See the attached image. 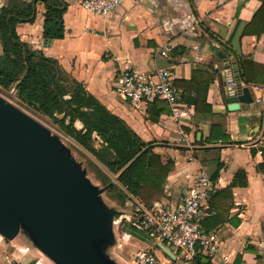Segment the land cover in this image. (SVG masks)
Returning <instances> with one entry per match:
<instances>
[{
    "label": "crops",
    "instance_id": "1",
    "mask_svg": "<svg viewBox=\"0 0 264 264\" xmlns=\"http://www.w3.org/2000/svg\"><path fill=\"white\" fill-rule=\"evenodd\" d=\"M10 1L32 0H0V8ZM62 1L67 5L62 38L45 44L47 8L41 0L36 3L34 21L17 24L20 38L31 48L56 58L65 71L122 117L142 141L151 142L164 164L173 161L163 195L150 207L175 206L201 171L210 176L216 172L210 203L219 212L204 219V228H221V253L228 255L230 264H264V172L260 168L264 161V100L241 102L238 109H229L228 80H236V74L233 65L227 67L218 56L222 52L227 62H236L241 83L249 87L253 98L263 93L252 86L264 83V76L247 83L240 74L238 58L264 65V32L243 33L264 0H124L109 17L84 9L81 0ZM156 69H168L182 90L175 104L161 100L156 106L143 103L136 107L115 91L118 73ZM195 71L207 74L203 78L215 75L207 91L211 111H197L184 99L189 90L181 81L191 80ZM195 87L194 82L192 94ZM156 117L158 120L153 119ZM212 126L214 136L209 138ZM237 174L239 179L231 191H223ZM129 196L134 203L146 206L136 195ZM127 203L130 208L122 216L127 220L122 230L131 244L127 250L136 253L151 248L159 264H225L222 254L201 253L189 261L177 259L171 249L175 256L170 255L160 242L131 224L133 211ZM125 264L136 262L133 259Z\"/></svg>",
    "mask_w": 264,
    "mask_h": 264
},
{
    "label": "trees",
    "instance_id": "2",
    "mask_svg": "<svg viewBox=\"0 0 264 264\" xmlns=\"http://www.w3.org/2000/svg\"><path fill=\"white\" fill-rule=\"evenodd\" d=\"M37 1H10L0 8V86L9 89L15 85L21 101L50 118L112 173L117 174L119 182L150 207L153 200L163 195L164 183L173 161L169 159L164 164L151 142L142 141L122 117L112 112L90 93L82 82L65 71L56 58L47 56L40 49L31 48L20 38L16 26L21 22L34 21ZM41 1L45 2L47 8L43 39L48 45L53 39L64 36L63 15L67 5L62 0ZM263 32L264 1L243 33L260 35ZM183 50L181 47L180 51ZM238 64L240 74L247 83L264 76L263 64L242 56L238 58ZM206 75L195 71L191 80L181 81L189 90L184 99L194 105L197 111L212 110L211 105L207 103V91L215 75L211 73L209 77L203 78ZM194 82L196 87L195 93L192 94ZM159 101L161 100L151 105L156 106ZM153 119L158 120V117ZM76 121H80L82 127L78 128ZM213 129L214 126L209 138L214 136ZM98 139L99 146L96 145ZM261 152L264 158V146L261 147ZM260 168L264 172V161ZM216 176L215 172L211 179H216ZM101 178L105 184L111 181V177L105 172H102ZM238 179L239 174L223 191H231ZM110 191H118L120 203H125L128 194L116 183L107 189V192ZM214 193L215 191L212 196ZM218 212L217 210L216 214Z\"/></svg>",
    "mask_w": 264,
    "mask_h": 264
},
{
    "label": "water",
    "instance_id": "3",
    "mask_svg": "<svg viewBox=\"0 0 264 264\" xmlns=\"http://www.w3.org/2000/svg\"><path fill=\"white\" fill-rule=\"evenodd\" d=\"M234 95L228 108L251 103L237 64ZM100 187L52 130L0 94V234L15 238L21 231L56 264H121L107 253L115 244V222L126 210L108 205ZM167 253H174L160 243Z\"/></svg>",
    "mask_w": 264,
    "mask_h": 264
},
{
    "label": "built area",
    "instance_id": "4",
    "mask_svg": "<svg viewBox=\"0 0 264 264\" xmlns=\"http://www.w3.org/2000/svg\"><path fill=\"white\" fill-rule=\"evenodd\" d=\"M124 0H81V6L89 12L109 17ZM167 51H162L166 54ZM235 80H228V93H236ZM242 84V83H241ZM244 85V83L242 84ZM254 90L263 93L255 96L254 102L264 100V83L254 84ZM114 89L125 100L134 106L151 104L157 100H165L175 104L182 94V90L173 82V76L168 69H156L152 72L139 70L123 71L114 79ZM128 197L126 201L132 207L129 218L131 224L149 238L164 243L175 254L176 258L189 261L201 253L215 256L221 253V228L206 229L204 219L216 214L210 199L214 192L211 176L201 171L193 187L183 200L175 206H162L154 204L152 207L144 206L133 201L131 193L125 187ZM132 194V193H131ZM127 203V204H128ZM225 264H230L228 255L222 254ZM136 264H159L157 254L150 248L136 251L134 256Z\"/></svg>",
    "mask_w": 264,
    "mask_h": 264
},
{
    "label": "rangeland",
    "instance_id": "5",
    "mask_svg": "<svg viewBox=\"0 0 264 264\" xmlns=\"http://www.w3.org/2000/svg\"><path fill=\"white\" fill-rule=\"evenodd\" d=\"M0 94L22 108L24 111L47 125L54 134L58 135L63 142L70 147L73 157L86 168L87 175L94 184L100 187L106 184L102 181V172H105L111 177V181L116 183L119 188L125 190L118 180V175L112 173L105 165L98 161L87 149L81 146L73 137L62 131L56 124H54L50 118L43 113L37 111L27 103L21 101L17 95V88L15 85L9 89H5L0 86ZM78 128L82 127L80 121H76ZM96 145H100V139L97 140ZM104 201L117 209L128 210L129 206L120 203L118 197V191L107 190L102 195ZM122 219V220H120ZM118 219L114 224L116 242L113 245L107 247V253L121 264H125L134 259L135 252L129 248L131 244L126 235L123 233V224L126 223V218L122 217ZM130 250V251H129ZM183 261V260H180ZM56 264L49 256L42 252L38 247L34 245L32 240L26 233L21 231L15 238L8 240L0 234V264Z\"/></svg>",
    "mask_w": 264,
    "mask_h": 264
}]
</instances>
